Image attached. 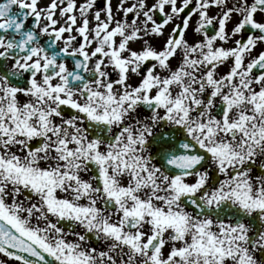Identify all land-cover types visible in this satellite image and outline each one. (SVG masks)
Masks as SVG:
<instances>
[{"label":"snow or ice","instance_id":"6c2138e0","mask_svg":"<svg viewBox=\"0 0 264 264\" xmlns=\"http://www.w3.org/2000/svg\"><path fill=\"white\" fill-rule=\"evenodd\" d=\"M0 264H264V0H0Z\"/></svg>","mask_w":264,"mask_h":264},{"label":"flooded vegetation","instance_id":"af4514ba","mask_svg":"<svg viewBox=\"0 0 264 264\" xmlns=\"http://www.w3.org/2000/svg\"><path fill=\"white\" fill-rule=\"evenodd\" d=\"M98 6H99V0H98Z\"/></svg>","mask_w":264,"mask_h":264}]
</instances>
